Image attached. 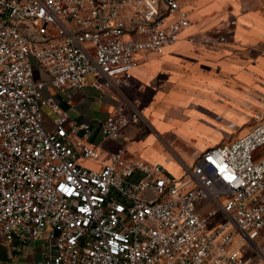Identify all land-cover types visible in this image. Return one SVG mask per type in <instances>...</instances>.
Listing matches in <instances>:
<instances>
[{
    "label": "built area",
    "instance_id": "built-area-1",
    "mask_svg": "<svg viewBox=\"0 0 264 264\" xmlns=\"http://www.w3.org/2000/svg\"><path fill=\"white\" fill-rule=\"evenodd\" d=\"M190 23L183 0H0V264L36 239L43 264H264L263 117L181 176L123 146L95 168L97 129L117 139L139 110L78 121L45 92L127 84Z\"/></svg>",
    "mask_w": 264,
    "mask_h": 264
},
{
    "label": "crops",
    "instance_id": "crops-1",
    "mask_svg": "<svg viewBox=\"0 0 264 264\" xmlns=\"http://www.w3.org/2000/svg\"><path fill=\"white\" fill-rule=\"evenodd\" d=\"M183 4L191 23L161 52L138 53L127 84L46 88L73 120L103 119L120 106L140 112L117 139L104 138L98 128L99 157L84 165L100 168L123 146L127 156L162 163L181 176L207 147L244 134L260 117L264 122V0ZM53 116L45 106L49 131L56 128ZM17 264H43L42 240L31 241Z\"/></svg>",
    "mask_w": 264,
    "mask_h": 264
},
{
    "label": "water",
    "instance_id": "water-1",
    "mask_svg": "<svg viewBox=\"0 0 264 264\" xmlns=\"http://www.w3.org/2000/svg\"><path fill=\"white\" fill-rule=\"evenodd\" d=\"M60 232V230L58 228H56V234H58ZM0 254H1V257L2 258H6V252H5V249L4 248H0Z\"/></svg>",
    "mask_w": 264,
    "mask_h": 264
},
{
    "label": "rangeland",
    "instance_id": "rangeland-1",
    "mask_svg": "<svg viewBox=\"0 0 264 264\" xmlns=\"http://www.w3.org/2000/svg\"><path fill=\"white\" fill-rule=\"evenodd\" d=\"M251 126H252V124H251ZM263 234H264V231H262V234L261 235H263ZM251 248H252V246L250 244L244 246V250H249Z\"/></svg>",
    "mask_w": 264,
    "mask_h": 264
}]
</instances>
